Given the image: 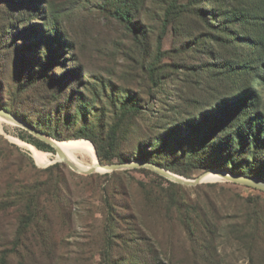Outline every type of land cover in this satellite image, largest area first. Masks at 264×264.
<instances>
[{"label":"rangeland","instance_id":"1","mask_svg":"<svg viewBox=\"0 0 264 264\" xmlns=\"http://www.w3.org/2000/svg\"><path fill=\"white\" fill-rule=\"evenodd\" d=\"M115 3L0 0V108L54 139L90 141L102 163L264 175V0H131V23ZM81 127L117 129L113 150L103 144L116 156L102 161L74 136ZM57 153L23 124L0 125V195L11 176L46 193L10 264H264L263 190L186 186L146 167L84 175ZM3 201L0 232H15L23 205Z\"/></svg>","mask_w":264,"mask_h":264},{"label":"trees","instance_id":"2","mask_svg":"<svg viewBox=\"0 0 264 264\" xmlns=\"http://www.w3.org/2000/svg\"><path fill=\"white\" fill-rule=\"evenodd\" d=\"M116 4V12L115 15L120 20L126 21L128 23L132 22V12H131V0H115ZM188 124L192 125V121H188ZM86 127H81L77 133L74 135L75 137H88L90 138L97 149L98 156L102 161H111L114 153L105 155L103 153L104 143L108 142L110 148L113 150L115 140L117 139V129H112L111 132L106 136L102 137L101 134L98 133H89L86 131ZM226 130V121H220L218 126H214L212 128V132L205 138V141L200 144L199 148L200 150H205L209 144L207 143L209 140L213 139L216 135H213L215 132L221 133L222 130ZM53 135V134H52ZM43 141V140H42ZM45 145L51 146L50 144L43 141ZM212 144H215L212 142ZM211 144V145H212ZM52 147V146H51ZM193 156V155H192ZM192 156L190 158H192ZM156 164L161 163L159 161H151ZM119 162H129L128 158H125L123 156H120ZM59 164H56L52 167H49L44 170L46 171H52L53 167L58 166ZM168 166L171 167L170 164ZM221 169V167H211V169ZM115 173V171L113 172ZM253 174H248L247 176L255 177L259 179H264V175L261 176H252ZM91 176V175H90ZM6 188L1 193V197L3 201L2 208L3 210L8 211L11 207L15 205H23L24 211L21 212V215L19 217L20 224L17 225L14 228H16V231L10 230L8 227L4 229V231L0 232V263L1 264H10V256L12 254L18 253L19 248L22 246V240H24V237L26 236V233L28 230L33 226V223L37 218L41 215L43 211V203L41 201V198L44 194H46L43 189L39 185L30 186L24 182H21V180H16L14 176H11L9 179L5 182ZM16 185H19L18 187H15ZM55 193V192H53ZM52 192L47 193L46 196H50ZM49 198V197H48ZM12 225V224H11ZM12 237L14 238L12 240ZM4 248V249H3Z\"/></svg>","mask_w":264,"mask_h":264},{"label":"water","instance_id":"3","mask_svg":"<svg viewBox=\"0 0 264 264\" xmlns=\"http://www.w3.org/2000/svg\"><path fill=\"white\" fill-rule=\"evenodd\" d=\"M0 116L3 118L13 120V121H16L20 124L25 125L34 135H36L38 138L45 141L46 143L50 144L56 150V152H58V153L60 152V150L57 148L54 141L52 140V137H49V136L41 133L40 131L36 130L35 128L26 125L20 118L16 117L11 112L0 108ZM61 161L65 164L69 165L71 167V169H73L74 171H76L80 174L91 175V174L97 172V168H91V169L85 171V170L79 169L70 161H67V160H61ZM100 163L101 164L99 165V167H102L104 169V172H114V171H118V170L132 169V168H136V167H146V168L152 169L153 171L159 173L160 175L166 177L167 179H169L173 182H176V183H179L182 185H186V186H196V185H198L204 181L202 179V177L204 175L211 173V172H214V173H217L218 175H220L224 181L243 184V185L251 186V187H254V188H257V189L264 191V179H259V178H255V177L244 176V175L231 174V173H228L224 170L216 169V168L205 171L204 173H202L200 176L196 177L195 179H187L185 177H182L178 174H175V173L161 167L160 165H158L156 163L149 162V161L114 162V163H102V162H100Z\"/></svg>","mask_w":264,"mask_h":264},{"label":"bare ground","instance_id":"4","mask_svg":"<svg viewBox=\"0 0 264 264\" xmlns=\"http://www.w3.org/2000/svg\"><path fill=\"white\" fill-rule=\"evenodd\" d=\"M5 122H10L11 120L3 118L0 116V125ZM57 148L60 150L55 158L61 160H67L73 163L76 167L81 170H89L91 168H97V171L104 172L102 167H99L101 164L100 160L96 155L94 145L85 139L82 140H57L52 138ZM33 158L40 165H46L49 163L52 154L44 151H39L32 146H28ZM204 181H216L223 180L220 175L217 173L211 172L202 177Z\"/></svg>","mask_w":264,"mask_h":264}]
</instances>
